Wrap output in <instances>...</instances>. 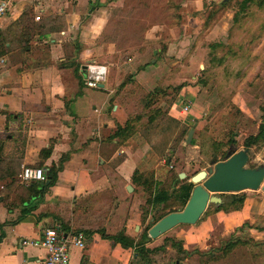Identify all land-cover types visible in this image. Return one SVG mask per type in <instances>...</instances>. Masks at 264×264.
<instances>
[{
  "label": "crops",
  "instance_id": "obj_1",
  "mask_svg": "<svg viewBox=\"0 0 264 264\" xmlns=\"http://www.w3.org/2000/svg\"><path fill=\"white\" fill-rule=\"evenodd\" d=\"M166 1L179 7V23L168 29L153 25L142 33L136 47L124 45L123 39L121 43V35L107 38L108 33L116 32L117 20L109 1L11 2L0 20V55L5 58L0 66V188L11 189L27 165L42 168L44 179L24 183L26 196L19 205L9 206L12 195L5 202L0 196V264H43V248L19 245V241L39 239L47 227L65 237L83 233L84 246L69 247L70 264H136L142 260L132 248L108 238L118 231L133 238L131 230L138 229L143 220L151 223L153 219L146 221L142 211L133 212L132 205L143 197L145 203L159 188L170 193L178 183L159 175L167 148L153 147L140 125L143 116L149 121L158 113L170 123L187 126L189 120L197 122L194 115L187 120L197 86L162 82L160 64L164 59L170 61L168 68L177 65V45L203 22L200 17L205 5L224 6L226 2ZM185 13L192 23L184 22ZM210 17L207 13L205 20ZM217 28V24L207 27V36ZM177 33L186 35L177 42ZM87 79L95 80L96 87L87 86ZM162 86L173 87L176 100L169 107L149 108L148 113L152 93L163 90ZM128 87L153 88L139 99L140 113L133 114ZM186 103L189 110L183 113L181 107ZM128 125L124 139L111 138L117 127ZM193 139L189 143L196 146ZM243 141L237 149L236 141L231 140L221 147L228 145L225 153L243 150ZM49 169L56 172L51 184L48 175L46 178ZM189 178L184 181L190 182ZM257 190L240 191L243 201L236 210L215 209L203 223L198 224V219L195 224L173 228L187 226L188 232L198 229L199 235L207 236L217 226L224 240L240 232L254 242L264 241V193ZM21 208L25 214L15 221ZM118 221L120 227L113 229L111 224ZM147 242L144 246L150 248Z\"/></svg>",
  "mask_w": 264,
  "mask_h": 264
},
{
  "label": "rangeland",
  "instance_id": "obj_2",
  "mask_svg": "<svg viewBox=\"0 0 264 264\" xmlns=\"http://www.w3.org/2000/svg\"><path fill=\"white\" fill-rule=\"evenodd\" d=\"M106 1L114 4L111 14L113 19H117L116 32L112 34L111 31L107 38L121 35L119 41H126L124 45L136 47L146 29H151L155 24L164 25L168 29L167 27L175 26L180 20L179 7L167 4L166 0ZM201 13L200 20L203 22L198 24L194 34L185 37L186 34L182 35V32L175 37L177 42L185 37L182 38L183 44L177 45V65L168 68L170 61L164 59L160 64V71H163L162 82L183 81L186 85L193 83L197 86L187 118L189 120V116L194 115L197 122L189 120L187 126L170 123L166 116L160 117L158 113V116L149 121H146L148 116H143L140 125V131H147L144 138L151 140L153 147L160 145L167 148L163 154L165 162L161 164L162 171L159 172L161 177L168 178L171 173L175 175L182 172L185 174L184 180H187L196 170L206 168L209 160L223 158L228 145L222 148V143L236 141L237 149L246 137L257 133L260 124L264 125V0H226L224 6L215 4L211 7L206 4ZM207 13L212 14L213 18L205 20ZM187 15L189 14L185 13L184 22L192 23ZM214 24H217V32L207 36V27ZM122 45L119 44L120 47ZM127 89L131 91L133 114L140 113L139 99L153 88L147 91L141 87L142 91L135 87ZM161 89L164 91L152 93L151 102L147 103L148 109L169 107L176 100L177 91L173 87L162 86ZM152 110L147 111L150 113ZM152 114L155 116V113ZM189 129L193 130L191 139L194 138L196 146L184 144ZM247 155L246 167L264 166V142L249 147ZM11 184L12 190L0 188L1 201H7L12 195L9 206H16L26 196L22 192L24 183L17 178ZM256 193H262L260 188ZM228 194L217 193L215 196L221 201ZM143 200L144 197L135 201L136 204L132 206L134 213L142 211L146 221L149 217L154 220L167 210L181 208L172 193L164 205L151 206L148 200L145 203ZM215 204H207L199 221L197 220L198 224L206 221L207 215L215 210ZM231 206L234 204L226 203L221 209L227 211ZM149 223L143 220L138 229L130 231L132 237L138 240ZM111 226L118 229L120 222H113ZM187 229V226H178L159 238L148 241V247L156 248L148 252L144 259L137 260L136 264H264L263 240L250 241L248 237L236 232L235 236L246 239L245 244L223 254L221 247L228 237L222 239L217 226L207 236L202 233L199 235L198 229L190 232ZM82 236L84 237L83 233ZM177 243L189 253L196 252L185 255L175 247Z\"/></svg>",
  "mask_w": 264,
  "mask_h": 264
},
{
  "label": "water",
  "instance_id": "obj_3",
  "mask_svg": "<svg viewBox=\"0 0 264 264\" xmlns=\"http://www.w3.org/2000/svg\"><path fill=\"white\" fill-rule=\"evenodd\" d=\"M225 1V0H223ZM192 129H189L185 143H189ZM246 150H227L223 160H210L209 165L194 173L189 181L193 187L181 210L172 211L155 221L146 231L154 239L178 224L192 225L197 222L208 203H219L217 193H235L245 189L260 190L264 193V166L246 167ZM184 173H178L182 179Z\"/></svg>",
  "mask_w": 264,
  "mask_h": 264
},
{
  "label": "trees",
  "instance_id": "obj_4",
  "mask_svg": "<svg viewBox=\"0 0 264 264\" xmlns=\"http://www.w3.org/2000/svg\"><path fill=\"white\" fill-rule=\"evenodd\" d=\"M24 13H27L26 11ZM129 125L124 128L117 127L116 130L113 132L111 135V138H117V139H124L129 133ZM259 142H264V125L260 124L259 129L256 134L250 135L246 137L243 141V149L248 150L249 147L252 145H255ZM49 173L46 172V178L48 175V184L53 183L54 181V175H55V170H50ZM172 174V173H171ZM169 175L168 178H173L174 180V185L178 183V186L175 188H172L171 192L175 199L178 201L180 204V210L184 206L186 200L189 197V193L193 187V184L191 182H185L183 179L181 181L178 180L177 178V173L175 175ZM168 186V184H166ZM166 188V187H165ZM36 191V190H35ZM35 193V192H34ZM170 193H168L164 187L159 188L156 190V192L153 193L151 199H148V202L151 204V206H157V205H164V203L170 198ZM243 201V193H233V194H228L226 197L221 199L220 203L215 204V209H221L224 207V205L227 204H234V206H231L230 210H236L238 209ZM25 208H21L20 210V215L15 219V221H18L22 218V216L25 214L24 211ZM172 211H177V210H167V212L159 215L157 218L151 221L146 227H144L143 231L140 233L139 239L135 240L123 233V231H118L116 234L113 236H110L108 239L118 243L121 247L123 248H132L135 251V254L138 255L141 259H144L146 254L148 252L153 251L154 248L150 249L144 246L145 242L150 240V238L147 236L146 231L147 229L158 219H160L162 216L166 215L169 212ZM244 227V226H243ZM243 227H240L239 230H241ZM103 235V233H101ZM252 241V239H248ZM246 239H243L240 236H231L227 241H224L221 247V251L223 254L229 252L236 246H240L245 244ZM175 247L178 249V251L184 253L185 255H189L190 253L187 252L186 250H183L180 245L177 243L175 244Z\"/></svg>",
  "mask_w": 264,
  "mask_h": 264
},
{
  "label": "built area",
  "instance_id": "obj_5",
  "mask_svg": "<svg viewBox=\"0 0 264 264\" xmlns=\"http://www.w3.org/2000/svg\"><path fill=\"white\" fill-rule=\"evenodd\" d=\"M13 0H0V20L5 17L10 9ZM37 19V17H35ZM5 58L0 55V66L4 65ZM85 84L89 87H96V81L87 79ZM189 103L181 107L183 113L189 110ZM44 171L40 167L24 166L20 172V180L23 183L32 181H43ZM85 239L81 232H76L69 237L63 236L56 228L47 227L43 229L41 237L36 240L21 239L19 245H30L41 247L45 250L43 264H70L68 258V250L70 246H78L82 248Z\"/></svg>",
  "mask_w": 264,
  "mask_h": 264
}]
</instances>
